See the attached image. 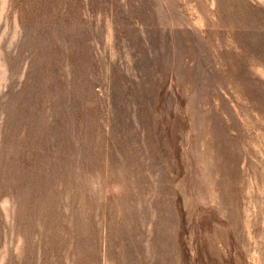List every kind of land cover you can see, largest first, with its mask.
I'll return each instance as SVG.
<instances>
[{
    "label": "rangeland",
    "instance_id": "374dc122",
    "mask_svg": "<svg viewBox=\"0 0 264 264\" xmlns=\"http://www.w3.org/2000/svg\"><path fill=\"white\" fill-rule=\"evenodd\" d=\"M0 264H264V0H0Z\"/></svg>",
    "mask_w": 264,
    "mask_h": 264
}]
</instances>
